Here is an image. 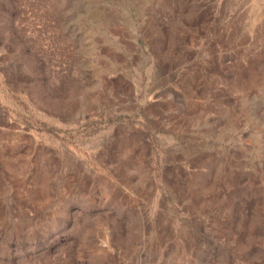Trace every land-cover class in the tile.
<instances>
[{
  "label": "rangeland",
  "instance_id": "obj_1",
  "mask_svg": "<svg viewBox=\"0 0 264 264\" xmlns=\"http://www.w3.org/2000/svg\"><path fill=\"white\" fill-rule=\"evenodd\" d=\"M0 264H264V0H0Z\"/></svg>",
  "mask_w": 264,
  "mask_h": 264
}]
</instances>
